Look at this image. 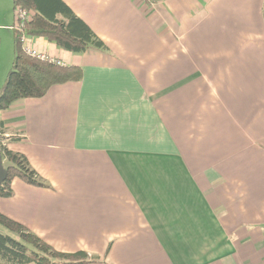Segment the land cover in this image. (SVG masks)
<instances>
[{
    "label": "crops",
    "instance_id": "crops-1",
    "mask_svg": "<svg viewBox=\"0 0 264 264\" xmlns=\"http://www.w3.org/2000/svg\"><path fill=\"white\" fill-rule=\"evenodd\" d=\"M64 1L108 50L33 37L83 75L1 111L49 186L0 211L80 264H264V0Z\"/></svg>",
    "mask_w": 264,
    "mask_h": 264
},
{
    "label": "trees",
    "instance_id": "trees-1",
    "mask_svg": "<svg viewBox=\"0 0 264 264\" xmlns=\"http://www.w3.org/2000/svg\"><path fill=\"white\" fill-rule=\"evenodd\" d=\"M13 3L15 9L24 8L32 16L22 27L13 29L14 58L0 88V113L18 99L42 97L54 85L82 79L79 65L57 63L27 53L21 36H43L74 53H83L90 48L108 50L99 35L64 0H13ZM8 130L0 115V147L8 171L0 185V196L13 195L12 181L15 178L36 186H49L24 153L8 147V142L19 140L17 135H7ZM0 224L10 232H0V264H80L92 261L87 251L67 252L55 248L1 211Z\"/></svg>",
    "mask_w": 264,
    "mask_h": 264
},
{
    "label": "rangeland",
    "instance_id": "rangeland-1",
    "mask_svg": "<svg viewBox=\"0 0 264 264\" xmlns=\"http://www.w3.org/2000/svg\"><path fill=\"white\" fill-rule=\"evenodd\" d=\"M15 13L13 0H0V88L4 84L14 58V34L11 25L15 23ZM0 232L10 233L1 224Z\"/></svg>",
    "mask_w": 264,
    "mask_h": 264
},
{
    "label": "built area",
    "instance_id": "built-area-1",
    "mask_svg": "<svg viewBox=\"0 0 264 264\" xmlns=\"http://www.w3.org/2000/svg\"><path fill=\"white\" fill-rule=\"evenodd\" d=\"M142 2H147L149 0H141ZM32 14L31 12L27 11L24 8L17 7L16 8V13H15V23L11 25V29H14L16 27H22L30 18ZM21 42L23 44V47L25 51L31 55L42 57V58H47L51 59L54 61H57V63H62L59 59L52 57L44 52L38 51L34 46H33V37L30 36H21Z\"/></svg>",
    "mask_w": 264,
    "mask_h": 264
},
{
    "label": "water",
    "instance_id": "water-1",
    "mask_svg": "<svg viewBox=\"0 0 264 264\" xmlns=\"http://www.w3.org/2000/svg\"><path fill=\"white\" fill-rule=\"evenodd\" d=\"M7 174H8V171H7V169L4 166L2 150H1V147H0V185L6 179Z\"/></svg>",
    "mask_w": 264,
    "mask_h": 264
}]
</instances>
